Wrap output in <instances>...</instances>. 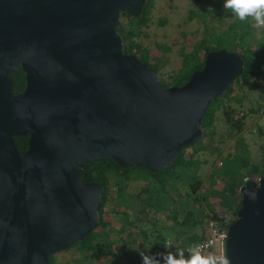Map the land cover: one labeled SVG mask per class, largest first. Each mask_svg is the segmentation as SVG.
<instances>
[{
    "label": "water",
    "instance_id": "95a60500",
    "mask_svg": "<svg viewBox=\"0 0 264 264\" xmlns=\"http://www.w3.org/2000/svg\"><path fill=\"white\" fill-rule=\"evenodd\" d=\"M146 0H0V264H51L100 222L98 181L83 166L114 159L160 172L203 136L210 102L245 68L207 53L183 85L127 53L121 14ZM25 72L16 91L11 73ZM29 134L18 149L15 135ZM254 190L255 199L248 192ZM222 248L229 264H264V177H246Z\"/></svg>",
    "mask_w": 264,
    "mask_h": 264
},
{
    "label": "rangeland",
    "instance_id": "374dc122",
    "mask_svg": "<svg viewBox=\"0 0 264 264\" xmlns=\"http://www.w3.org/2000/svg\"><path fill=\"white\" fill-rule=\"evenodd\" d=\"M218 2L219 0H146L145 6L151 11L147 18L140 15L134 20L139 32L134 39L140 44L141 52L148 53V58L144 57L145 63L152 67L153 64L149 57L156 61L155 68L158 70L160 79L166 82L172 81V77L182 66L181 51L190 53L198 43L203 42L205 24L211 32L220 34L236 18L230 12L222 17L216 6ZM120 21L121 25L128 28L131 18L123 13ZM263 30L264 28L256 27L254 45L257 41L264 42ZM203 54L204 52L201 51L197 61L203 59ZM136 55L139 56L140 52ZM231 96L242 100V102L233 100L229 104L236 110V113L243 112L245 116L243 132L229 135L230 129L226 124L224 111L220 109L216 116L215 135L212 138H206L200 144L203 147L201 151L195 152L192 147L188 148L181 158L183 163L190 166L193 175L196 173V176L203 181V186L196 197L203 196L211 188L220 191L221 195L213 193L209 200L211 205L208 206L203 199L194 200V195L185 191V188H183L184 191L182 189L170 190L176 197L182 196L181 199L187 202L184 207L174 210L170 204L171 201L160 198L152 186H147L143 181H134L128 187L129 207L123 209L109 203L106 207L104 221L92 232V238L109 235L108 240L115 236L126 242L132 240L131 238H136L142 243L137 244L144 245L145 248L149 247L148 255L153 256L157 253L156 246L159 250L166 249L164 246L166 241H170L173 247L179 244L180 240L184 241L187 238L186 241H188V235L192 238L202 237L206 233L207 210L217 215H227L230 223L236 219L221 202V198L227 195L226 178L222 170L226 159L236 153L238 139L242 140L251 161H261L264 153V111L262 110L264 87L254 89L242 88L238 85ZM254 178L256 179V176ZM180 184L182 185V181ZM116 190L114 193L117 192ZM187 206L194 209L197 214L203 215L204 220L203 224H198L193 230L181 235L178 233L179 224L187 211ZM132 217L138 219V221L134 219L135 224H138L135 228L138 230L132 229ZM138 226L145 231L140 230ZM123 244L126 248L127 244L125 242ZM110 245L111 243L108 246ZM55 259L57 264H114L111 251L97 258L93 253L84 252L78 247L56 253Z\"/></svg>",
    "mask_w": 264,
    "mask_h": 264
},
{
    "label": "trees",
    "instance_id": "16d2710c",
    "mask_svg": "<svg viewBox=\"0 0 264 264\" xmlns=\"http://www.w3.org/2000/svg\"><path fill=\"white\" fill-rule=\"evenodd\" d=\"M223 3L224 0H219L218 4H216L222 14V17L230 12L229 10L223 8ZM150 11L151 10L146 8L144 5L141 16L147 18ZM124 14L131 18L128 28L124 25H120L118 28V31H120L123 36L125 51L130 54L140 52L139 58L143 62H146L144 57L148 58V53L141 52L140 44L134 39V37L139 35L137 28L138 25L134 22L137 17L132 16L127 12H124ZM121 15H123V13ZM255 31L256 27L251 18L247 21H240L238 18H235L228 24L226 30L220 34H214L205 24L203 42L198 43L194 50L190 53H186L183 50L181 51V56L183 57L182 66L174 74L172 81L166 82L165 80L160 79L164 87L176 84L183 85L187 82L195 70L201 69L204 66L205 57L211 50L227 48L229 50L239 52L245 60V68L236 83L229 91L216 96L210 102L202 119V138L199 141L185 146L180 156L172 165L160 172H152L146 168L136 166L125 169L120 167L114 159L110 158L106 160L90 161L82 167L84 171V182L98 181L101 184L102 198L99 207V225H101L104 221L106 207L109 203L123 209L129 207L127 200L128 187L134 181H143L146 182L147 186H152V189L160 195V198H164L166 201H171L170 204L174 210L178 207H184L187 202H184L181 199L182 196L176 197L175 194L170 192V190H183V188H185V191L194 195V200L203 199L208 206L211 205L209 200L213 193L218 194V196L221 195L220 191L218 192L217 190H213L211 188L205 192L203 196L196 197L197 193L203 186V181L201 178L196 176V173L193 175L190 166L183 163L181 158L184 156L188 148L192 147L195 152L201 151L203 147L200 144L204 142L206 138H212L215 135L216 116L220 109H223L224 111L225 121L230 129L229 135H232L233 133H241L245 129V116H237L236 110L229 104V102L233 100L242 102L241 98H234V96H231L238 85L242 86V88L251 87L254 89L264 87V42L257 41L254 45L253 41ZM239 49L241 50L239 51ZM201 51L204 52L203 59L201 61H197ZM152 67L155 68L154 65ZM155 70L158 73L156 68ZM11 73L14 78L16 90H21L25 85V72L20 70L19 72L11 71ZM15 139L18 149L25 151L28 148L29 134L15 135ZM191 163H193V161H191ZM222 174H224V177L226 178L227 195L221 198V202L222 205L229 209L236 218L237 212L241 208L242 204V193L240 191V187L244 183L245 178L249 176H256V179L258 180L259 178L264 177V153L260 162L251 161L248 151L242 144V140L238 139L237 151L226 159ZM181 181L182 185L180 184ZM115 190L117 191L116 193H114ZM213 214L215 217L218 216L215 212ZM203 220V215L197 214L194 209L187 206V211L179 224L180 229H178V233L181 235L188 233L198 224H203ZM229 225L230 224H228L227 227ZM94 230L87 235L85 240L80 241L70 248L78 247L82 251L91 252L95 257L100 258L104 255L107 245H109L107 244L109 243V235L92 238L91 234ZM188 237L189 239L186 242L197 243L204 237V235L202 237L196 236L194 238L188 235ZM185 254L187 255V253ZM50 260L51 264H57L55 254L50 256Z\"/></svg>",
    "mask_w": 264,
    "mask_h": 264
},
{
    "label": "clouds",
    "instance_id": "9594fccd",
    "mask_svg": "<svg viewBox=\"0 0 264 264\" xmlns=\"http://www.w3.org/2000/svg\"><path fill=\"white\" fill-rule=\"evenodd\" d=\"M223 8L229 10L240 21H247L251 18L256 27L264 28V0H224ZM248 195L255 199L256 193L250 190ZM166 249H171L170 241L164 243ZM187 253V255L185 254ZM142 264H161V261L151 255L141 252ZM163 264H229L228 257L205 254L200 244H193L190 247L177 248L174 251H167L162 255Z\"/></svg>",
    "mask_w": 264,
    "mask_h": 264
},
{
    "label": "crops",
    "instance_id": "0c3cea01",
    "mask_svg": "<svg viewBox=\"0 0 264 264\" xmlns=\"http://www.w3.org/2000/svg\"><path fill=\"white\" fill-rule=\"evenodd\" d=\"M149 59L152 62V64L155 66L156 61H154L152 57H149ZM132 219H133V220H131L132 226H133L132 229L134 230V229H137L135 227H136V225H138V224H135L134 219H136V221H138V219L136 217H132ZM138 228H140V227L138 226ZM140 230H143V228H140ZM131 239L132 240H128V242H126V240L125 241L121 240L120 238L115 237V236L113 238H110L108 244L111 243V245L110 246L107 245V247L105 248V251H104V255H102V256L107 255L109 253V251H111V257H114V260H112L114 264H142V256L140 255V253L144 252L145 254L148 255V253H149L148 248L149 247L146 246V248H145V246L141 245L142 243L139 240H137L136 238H131ZM186 239H184V241L180 240L179 244H175V246H173L171 249H163V250L160 249L159 250V248L157 246L156 247L154 246L155 248H157L156 249L157 253L154 255L152 254L153 257H155L156 259H158V257H159L158 260H160L161 264H163L162 255L165 254L167 251H174L177 248L186 249V247L188 245L194 244V243L186 242ZM123 242H125L127 244L126 248L124 247ZM137 243H141V244L138 245ZM154 247H152V249ZM113 253H114V255H113Z\"/></svg>",
    "mask_w": 264,
    "mask_h": 264
},
{
    "label": "built area",
    "instance_id": "2783aa9c",
    "mask_svg": "<svg viewBox=\"0 0 264 264\" xmlns=\"http://www.w3.org/2000/svg\"><path fill=\"white\" fill-rule=\"evenodd\" d=\"M262 110L264 111V106ZM237 116H243V112L237 113ZM205 224L206 233L204 237L197 243L203 246L205 254L211 253L216 256H225L222 248V242L227 234V225L230 224L229 218L225 214L215 217L212 212L207 210Z\"/></svg>",
    "mask_w": 264,
    "mask_h": 264
},
{
    "label": "flooded vegetation",
    "instance_id": "af4514ba",
    "mask_svg": "<svg viewBox=\"0 0 264 264\" xmlns=\"http://www.w3.org/2000/svg\"><path fill=\"white\" fill-rule=\"evenodd\" d=\"M15 83V82H14ZM16 86V85H15ZM24 88H25V85H24V87L21 89V90H16L18 93L19 92H22L23 90H24Z\"/></svg>",
    "mask_w": 264,
    "mask_h": 264
}]
</instances>
